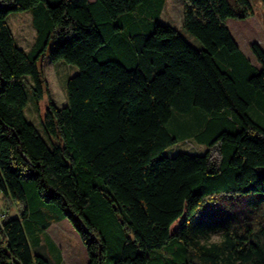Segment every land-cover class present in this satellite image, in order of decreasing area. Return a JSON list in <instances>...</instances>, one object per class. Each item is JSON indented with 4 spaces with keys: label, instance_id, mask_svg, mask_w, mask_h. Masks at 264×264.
<instances>
[{
    "label": "trees",
    "instance_id": "1",
    "mask_svg": "<svg viewBox=\"0 0 264 264\" xmlns=\"http://www.w3.org/2000/svg\"><path fill=\"white\" fill-rule=\"evenodd\" d=\"M182 1L201 46L160 20L166 0H0V194L21 206L0 223V264H51L27 235L66 219L89 264H148L158 250L163 264H264V49L251 44L253 65L227 25L255 8ZM27 11L28 51L8 21ZM46 57L78 68L68 103L44 109L49 142L25 115L29 94L49 97ZM196 110L190 137L207 152L168 156L173 112Z\"/></svg>",
    "mask_w": 264,
    "mask_h": 264
},
{
    "label": "rangeland",
    "instance_id": "2",
    "mask_svg": "<svg viewBox=\"0 0 264 264\" xmlns=\"http://www.w3.org/2000/svg\"><path fill=\"white\" fill-rule=\"evenodd\" d=\"M251 1L255 8V15L246 19L230 18L227 21V25L240 48L250 59L251 63L259 67L258 62L251 51V44L257 41L264 49V2L262 0ZM56 2H59V0H49L50 4H55ZM18 15L26 18L29 17L27 23L24 22V25L26 26L25 35H23L22 40L18 39V42L20 46L30 48L36 40V30L31 23V15L26 13H15L10 15L9 21L15 35H17V33L14 19H16ZM139 15L144 18L143 21L139 23V26L146 25L153 20V15L150 13L148 14L146 11L139 13ZM160 20L163 23L172 25L180 30L181 34L192 45L196 47L201 46L200 41L183 28L182 0H166L164 9L160 15ZM42 65L49 88V97L46 96L43 100L37 103L32 99L31 94H29L30 102L28 107L25 108V115L27 120L33 123L38 132L47 142H49V137L41 125L44 109L49 99L53 100L58 107H63L68 103L67 82L70 77L76 74L78 68L77 66L68 64L63 60L52 61L50 57L44 58ZM37 107L39 108V113L37 112ZM203 115L205 114L200 110H196L188 115L173 112V116L166 126L179 140L166 151L168 156H174L179 152H187L197 155H202L207 152L208 147L206 145L200 144L194 138L190 137L191 133L198 131L203 125L205 121ZM252 116L255 118L254 114H252ZM261 123L264 125V115L262 116ZM219 158V147L215 146L211 152V159L217 161ZM0 211L7 213L9 217L20 216L21 206L12 199L2 197L0 194ZM27 236L32 249L36 253L43 254L51 264L88 263L89 258L87 250L81 241L79 234L67 219L63 222L53 223L48 229L39 232L37 235H30L28 233ZM219 239V235H212L209 240L218 241ZM36 242H39V244ZM55 245L57 246L55 247ZM61 252L62 261L60 259ZM164 256L166 255L163 254L161 250L151 253V260L148 264H163L165 259Z\"/></svg>",
    "mask_w": 264,
    "mask_h": 264
},
{
    "label": "crops",
    "instance_id": "3",
    "mask_svg": "<svg viewBox=\"0 0 264 264\" xmlns=\"http://www.w3.org/2000/svg\"><path fill=\"white\" fill-rule=\"evenodd\" d=\"M91 2L92 1H94V0H90ZM23 13H26V14H29V15H31V23H32V25H33V11H27V12H23ZM9 19H10V17H9ZM9 19H8V21H9ZM27 19H29V17L28 18H26V17H21V16H19L18 15V17H16V19H14V23H15V26H16V33H17V35H15V32L13 31V29H12V27H11V24H10V21H9V25H10V27H11V29H12V32H13V34H14V37H15V39H16V42H17V44H18V46H20L19 45V42H18V39H20V40H22L23 39V35H25V25H24V22L25 23H27ZM34 27V26H33ZM36 30V29H35ZM18 37V38H17ZM36 38H37V33H36ZM35 42H36V40H35ZM35 42L30 46V48H24V47H22V46H20L22 49H24V50H26V51H28V50H30L33 46H34V44H35ZM257 42V41H256ZM260 44V43H259ZM239 45V44H238ZM261 45V44H260ZM243 51V50H242ZM244 52V51H243ZM254 55V54H253ZM247 56V55H246ZM250 60V59H249ZM29 105V104H28ZM28 107V106H27ZM37 112L39 113V108L37 107ZM63 221H65V220H63ZM63 221H61V222H63ZM59 223V222H58ZM72 225V224H71ZM39 242H40V240H39ZM39 242H36L37 244H39ZM57 245H55V247H56ZM60 259H61V261H62V252L60 253ZM87 264H89V259H88V263Z\"/></svg>",
    "mask_w": 264,
    "mask_h": 264
},
{
    "label": "built area",
    "instance_id": "4",
    "mask_svg": "<svg viewBox=\"0 0 264 264\" xmlns=\"http://www.w3.org/2000/svg\"><path fill=\"white\" fill-rule=\"evenodd\" d=\"M5 216H6L5 213L0 211V223L4 219Z\"/></svg>",
    "mask_w": 264,
    "mask_h": 264
}]
</instances>
